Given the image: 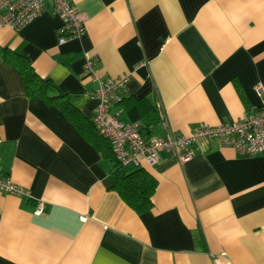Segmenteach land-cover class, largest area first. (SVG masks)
Wrapping results in <instances>:
<instances>
[{
  "label": "crops",
  "instance_id": "0c3cea01",
  "mask_svg": "<svg viewBox=\"0 0 264 264\" xmlns=\"http://www.w3.org/2000/svg\"><path fill=\"white\" fill-rule=\"evenodd\" d=\"M86 20L60 42L51 3L0 45L29 58L93 119L97 78L128 75L110 110L146 138L240 119L264 101V0H72ZM165 107L161 122L157 102ZM0 169L29 193L0 190V264H264V153L217 139L145 167L158 184L139 213L114 188V162L63 111L31 98L0 53ZM39 201L44 210L36 212Z\"/></svg>",
  "mask_w": 264,
  "mask_h": 264
},
{
  "label": "built area",
  "instance_id": "2783aa9c",
  "mask_svg": "<svg viewBox=\"0 0 264 264\" xmlns=\"http://www.w3.org/2000/svg\"><path fill=\"white\" fill-rule=\"evenodd\" d=\"M51 3L55 14L61 17L59 27L60 42L65 43L70 37H80L86 31L85 16L79 11L72 0H0V25L20 30L37 17ZM95 58L86 57V72L97 78L98 87L88 95L98 100L93 115L96 129L105 136L122 166H154L162 154L172 150L180 153L181 159L186 158L183 151L195 143L204 140L217 139L224 146H230L242 155L264 153V101L255 106L238 120L217 126L203 124L190 133L175 134L168 130L166 136H151L146 138L142 132L140 120L124 122L116 115H111L112 104L119 100V92L128 82V75L116 77L99 75L95 68ZM257 89L264 92L259 83ZM161 122L168 125L165 107L157 102ZM2 139L0 138V144ZM0 190L12 194H27L26 189L16 184L11 177L0 169ZM44 202L39 201L36 212L42 213Z\"/></svg>",
  "mask_w": 264,
  "mask_h": 264
},
{
  "label": "trees",
  "instance_id": "16d2710c",
  "mask_svg": "<svg viewBox=\"0 0 264 264\" xmlns=\"http://www.w3.org/2000/svg\"><path fill=\"white\" fill-rule=\"evenodd\" d=\"M0 53L7 63L17 67L31 98H41L47 104L59 107L77 130L103 156L114 162L116 174L114 188L122 198L139 213L150 210L157 189V178L145 166H122L109 140L96 129L93 119L83 114L52 79L42 77L28 57L1 45Z\"/></svg>",
  "mask_w": 264,
  "mask_h": 264
}]
</instances>
